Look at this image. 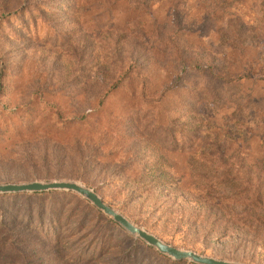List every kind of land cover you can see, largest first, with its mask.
Segmentation results:
<instances>
[{
  "label": "rangeland",
  "instance_id": "obj_1",
  "mask_svg": "<svg viewBox=\"0 0 264 264\" xmlns=\"http://www.w3.org/2000/svg\"><path fill=\"white\" fill-rule=\"evenodd\" d=\"M36 180L264 264V0H0V183ZM0 264L198 263L51 190L0 194Z\"/></svg>",
  "mask_w": 264,
  "mask_h": 264
},
{
  "label": "water",
  "instance_id": "obj_2",
  "mask_svg": "<svg viewBox=\"0 0 264 264\" xmlns=\"http://www.w3.org/2000/svg\"><path fill=\"white\" fill-rule=\"evenodd\" d=\"M51 190H68L82 195L86 199L90 200L97 208L102 210L105 214L123 226L129 233L140 237L149 245L157 248L161 253L166 254L175 260H190L198 264H244L206 256L194 250L181 249L171 245L155 234L132 222L124 214L107 204L104 199L93 189L76 181L54 180L45 182L36 180L23 183H0V194L24 192L35 193L47 192Z\"/></svg>",
  "mask_w": 264,
  "mask_h": 264
},
{
  "label": "trees",
  "instance_id": "obj_3",
  "mask_svg": "<svg viewBox=\"0 0 264 264\" xmlns=\"http://www.w3.org/2000/svg\"><path fill=\"white\" fill-rule=\"evenodd\" d=\"M250 70L248 69H244L243 71H241L240 73H236V74H238V75H226V74H228V73H226L225 71H222V70H220V69H217V71H212V75L213 76H215V77H219L220 78V80H222V81H226L227 83H230V82H232V83H234V82H240V81H242L243 79H245V78H248V77H250L251 75H250V71H253V68L251 67V65H250ZM210 72V71H209ZM215 72V73H214ZM41 192H35V193H33V194H40ZM44 193V192H43ZM5 195H7V194H5Z\"/></svg>",
  "mask_w": 264,
  "mask_h": 264
}]
</instances>
